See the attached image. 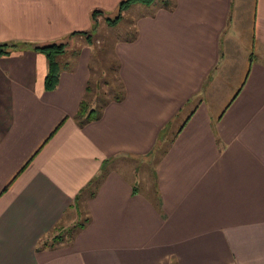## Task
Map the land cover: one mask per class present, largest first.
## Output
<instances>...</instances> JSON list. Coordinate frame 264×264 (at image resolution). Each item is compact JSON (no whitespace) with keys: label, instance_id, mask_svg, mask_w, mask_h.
Listing matches in <instances>:
<instances>
[{"label":"crops","instance_id":"0c3cea01","mask_svg":"<svg viewBox=\"0 0 264 264\" xmlns=\"http://www.w3.org/2000/svg\"><path fill=\"white\" fill-rule=\"evenodd\" d=\"M120 1L0 0V43L23 42L0 54V264H264V0L240 84L219 60L233 0L144 10L107 73L80 31ZM58 41L76 52L47 89L32 44ZM86 93L101 112L79 125ZM148 155L149 190L128 167Z\"/></svg>","mask_w":264,"mask_h":264},{"label":"rangeland","instance_id":"374dc122","mask_svg":"<svg viewBox=\"0 0 264 264\" xmlns=\"http://www.w3.org/2000/svg\"><path fill=\"white\" fill-rule=\"evenodd\" d=\"M163 3H165L167 7L172 8L175 5V0H152L150 2V5L148 6L147 5H136V4L129 5L128 8H125L122 11L121 18L114 25L107 22L106 15L103 13L97 14L95 21L91 19L92 20V25L90 27L91 29L90 30L88 29L89 30L88 32H90V38L88 37L87 38L93 44L99 45L101 43V45L102 44L107 45L106 48H101V51L105 50L104 52L101 53V51H99L98 49L99 52L96 53V55H94L93 57V58H97L98 57L97 55L99 53H101L102 57H106L108 63L104 64L103 67L107 73L109 72L108 70L109 66H111L112 69L115 68L114 44L120 41L121 39H129L134 36V32L131 30V27H130V23L135 20L136 16L142 15L144 10L146 11L152 10L155 7ZM254 3H255V0H233L229 6L230 20H229V24L226 25V30L222 36V46H221V51H220L221 57L223 54L226 56V58L224 59L226 63H223V60L221 57L219 60H221L220 64L222 67H224L225 65L226 68H229L228 70L233 71L232 74H236V77H234L235 79L234 78H232V80L229 79V81L233 84L234 82L240 84L242 79L244 78L246 70L248 69L250 52H252L251 38H252V16H253ZM117 8H118V5L114 9L106 10V12L105 11L104 12L108 13L109 17L113 18L117 14V11H116ZM237 34L239 37H237ZM97 36H99L98 38L100 40V43H95V39L97 38ZM76 38L77 37H74V39ZM80 38L82 41V39H85V36L81 35L79 39ZM64 52L66 53L70 52V56H73L75 54L74 52H76V49L72 47L69 49V51L65 50ZM227 57H231V58H227ZM220 64H216V66L217 65L219 66ZM97 67L98 69L96 71L99 75V73L102 71H100L99 69L100 67L99 64ZM216 69H219V68H216ZM214 72H215V69H214ZM112 73L113 71H111V74ZM237 77L238 78L240 77V80L236 79ZM238 85L235 87L234 85H232L233 88L231 86L229 87L231 89L229 90L231 93L230 95H225L223 97L214 96L213 97V99L215 98L214 101L216 100V103L219 101V103L218 104L214 103L215 106L213 107L215 109L216 107L219 108L221 101H224L225 99V102L223 103V106H224L227 103V101L232 97L233 93L237 90ZM225 89L228 90L227 88ZM210 102L212 101L210 100ZM215 114H216V111L213 113V115ZM169 134H171V132H169ZM165 146H167V143H163L162 148L158 149L157 152L158 153L161 152L163 150V147ZM152 158H154V156L150 157V155H148L145 158L140 157L139 161L135 160V158L134 160L130 159L128 163V167H132V168L137 167L138 169H140L139 174L143 178L142 181H145V185L147 187L149 186V184H151L148 190L151 189L153 186L152 169H153L154 159ZM119 165L120 166L122 165L123 167L124 164L121 162V164ZM78 220L79 222H82L83 214ZM64 224L67 225L68 227H71L72 223L70 224L64 223ZM67 226L63 225L61 226L60 229L54 230L52 234L48 236L47 241L48 242H50L51 240L55 241L53 239L54 235H62L63 237L66 236Z\"/></svg>","mask_w":264,"mask_h":264},{"label":"trees","instance_id":"16d2710c","mask_svg":"<svg viewBox=\"0 0 264 264\" xmlns=\"http://www.w3.org/2000/svg\"><path fill=\"white\" fill-rule=\"evenodd\" d=\"M141 1L145 3H149L152 0H121L118 4L117 8V14L112 18L109 16H106L107 22L110 24H115L122 15V11L127 8L131 3ZM103 13L100 9H93L90 13L91 19L95 21L97 14ZM81 33L86 34L88 38H90V33L88 31H80ZM22 43L18 42H1L0 43V54H5L10 52L12 49H15L18 46H21ZM25 44V43H24ZM66 41H58V42H51L47 44H32L34 48L42 50L48 59V70L44 79V86L47 89L53 88L58 80V74L60 70L58 56L62 54L65 51L66 48ZM89 87V86H88ZM121 94H117L116 98H119ZM104 103H102L103 105ZM101 110L100 105L95 107H90L89 102L87 100V93L80 102L79 110L77 111L75 118L79 125H82L83 123L87 122L88 120L92 118H96L99 116ZM54 240H58L62 238V235H57Z\"/></svg>","mask_w":264,"mask_h":264}]
</instances>
